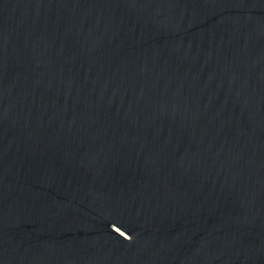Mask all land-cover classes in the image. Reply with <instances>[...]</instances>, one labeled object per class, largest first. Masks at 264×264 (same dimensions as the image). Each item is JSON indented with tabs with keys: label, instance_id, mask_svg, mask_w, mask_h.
<instances>
[{
	"label": "water",
	"instance_id": "1",
	"mask_svg": "<svg viewBox=\"0 0 264 264\" xmlns=\"http://www.w3.org/2000/svg\"><path fill=\"white\" fill-rule=\"evenodd\" d=\"M0 264H264V0H0Z\"/></svg>",
	"mask_w": 264,
	"mask_h": 264
}]
</instances>
